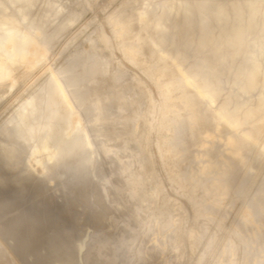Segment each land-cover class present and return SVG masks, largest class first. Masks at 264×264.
Instances as JSON below:
<instances>
[{"label":"rangeland","instance_id":"obj_1","mask_svg":"<svg viewBox=\"0 0 264 264\" xmlns=\"http://www.w3.org/2000/svg\"><path fill=\"white\" fill-rule=\"evenodd\" d=\"M239 1L211 0L209 23L201 27L199 14L189 20L188 28L194 34L185 28L177 14L170 13L166 7L170 0L22 3L30 8L27 19L37 18L53 35L48 45H44L42 38L31 32L34 42L29 44L26 59L17 57L10 67L6 65L8 76L0 82V125L24 100L36 97L38 105L47 95L45 86L54 84L55 71H74L84 63L97 68L106 63L107 72H98L97 77L107 80L119 77L118 86L129 95L128 108L142 114L135 137L128 135L129 122H117L113 126L87 122L86 128L94 136V148L87 150L77 144L74 147L76 156L93 155L83 173L66 174L62 170V158L48 161L47 155L54 151L50 143L48 150L40 153L42 165L50 173L36 181L27 197L42 184L52 199L49 205H26L24 219L27 224L35 222L34 227L42 231L58 227L59 231L50 238H62L70 245L66 264H121V252L128 246L131 254L137 249L148 253L141 255L136 264H228L230 261L242 264L239 252L222 253L229 240L236 242L237 229L238 236L249 244L251 255L264 247V38L255 43L258 32L254 27L244 39L243 44L251 47L240 71L254 67L258 76L253 79L252 90L246 92L240 88L231 102L224 101L229 78L223 77L236 60L223 61L218 66L213 59L218 51L225 58L228 48L223 32L218 41L211 38L212 33L234 26L241 32L243 28L242 22L221 21L214 19V15ZM251 1L244 0V15L264 5V0L253 5ZM158 6L164 9L154 14ZM15 9L0 0V20L4 16L17 19ZM262 21L263 18H258L256 22ZM199 39L203 43L198 44ZM215 41L219 42V49L213 46L210 50ZM259 49H263L262 55L252 62ZM197 57L205 61L202 71L207 78L191 62ZM219 77L222 79L215 86L213 81ZM244 85L243 82L239 87ZM108 89L105 85L101 91ZM48 97L58 106L59 115L67 112L70 103L62 102L59 91L53 90ZM249 103L262 109L248 115L249 121L252 118L250 122L236 119L234 113ZM89 104L90 101L87 108ZM38 117L35 113L30 119ZM72 123H80V118L73 115ZM174 123L178 129L171 126ZM105 131L116 142L104 137ZM62 132L61 128L55 129L53 137L59 139ZM114 145L113 154L103 155L99 151L101 146ZM40 148V141L26 146L27 150ZM136 154L142 160L141 165L132 163L131 158ZM131 164L132 170L150 176L159 189L151 206H143V187H136L132 194L126 188L118 199L115 197L114 186L123 183L117 172ZM32 166L34 173H38L39 168ZM110 173L114 174L111 182L103 183L101 179ZM81 174L86 176V181L78 185V193L72 194L73 178ZM252 205L261 207L260 220L243 225V220L250 219ZM67 207L71 210L70 217L64 213ZM16 209L17 205L8 210ZM44 210L48 215L52 211L57 215L37 221L36 217ZM150 218L158 229L155 232H145L142 228ZM10 221L12 216L0 222V264H23L1 233V227ZM101 231L111 234L105 244L95 239L85 241L87 236ZM132 232H137V237L131 242ZM79 248L82 249L77 253Z\"/></svg>","mask_w":264,"mask_h":264},{"label":"bare ground","instance_id":"obj_2","mask_svg":"<svg viewBox=\"0 0 264 264\" xmlns=\"http://www.w3.org/2000/svg\"><path fill=\"white\" fill-rule=\"evenodd\" d=\"M24 1L28 0H5L8 7L13 6L16 8L15 13L18 18L4 16L0 20V82L8 76L6 65L10 67L13 60L17 57L21 60L26 59L29 44L34 42L33 37L30 36L31 32L42 38L44 45H48L53 35L52 33L49 34L43 23L42 25L39 24L37 18L27 19L30 8L29 6L23 7L22 3ZM259 1L252 0L250 4H257ZM211 5V0H170L166 7L170 10V13L177 14L175 16L184 21L185 28L194 34L192 29L188 28L189 20L199 14L202 17L201 27L209 23L212 20L209 15ZM244 5V0H241L237 5L220 9L214 15V19L221 21L233 19L243 23L241 32H239L237 26H234L229 29L216 30L211 35L212 39H217L218 41L221 39L220 35L223 32L228 48L225 58L222 57L219 51L213 55L217 65L220 66L221 62H227L233 58L236 60L232 69L223 77L229 78V88L224 96L225 102H231L240 88L246 92L252 90L254 87L253 79L258 76V71L254 67H251L247 72H241L240 70L246 63L244 57L250 52L251 46L243 44L248 33L252 28L256 27L258 33L255 43H260L264 38V5L258 11H252L248 15L243 14ZM186 7L190 8L189 11H186ZM6 9L7 7H4V10ZM158 9L163 11L164 6L155 7L154 14ZM258 18H263V21L257 23ZM173 38L174 34L173 36L170 35L169 42ZM203 41L201 39L197 40L198 44L203 43ZM217 41L210 45V50L213 46L219 49V42ZM242 48L247 49L246 53H244ZM262 53L263 49H259L254 55L252 62H256V59ZM181 58L185 59V55L181 54ZM191 62L197 72L207 78L204 71H202L205 61L197 57L192 59ZM76 69L74 71L70 69L68 72L55 71L52 76L54 84L45 86L44 92L47 95L38 105L36 97L24 100L0 125V222H4L9 216H12V221L4 223L1 227V233L12 245L14 253L23 264H66L68 254L71 251L70 245L66 240L50 238L52 233L59 231L58 227L50 231H42L34 227L35 222L27 224L24 219L25 212L23 210L26 205H49L52 199L47 195L46 188L42 184L36 187L31 197H27L28 191L35 185L36 181L39 182L45 179L50 173L49 168L42 165L40 153H45L50 143L54 147V151L47 155L46 159L48 161L62 158V170L66 174L83 173L90 164L93 155L88 153L76 156L74 147L77 144L87 150L94 148V136L86 128L87 122L93 125L108 126H113L117 122H129V137H135L141 127L140 119L142 114L139 111L128 108L129 95L118 86L119 77L116 76L110 80L97 77L98 72L100 74L107 72L108 65L106 63H101L98 68L92 66L91 63H84ZM221 79L222 77L215 79L213 84L217 86ZM243 82L245 85L239 87ZM105 85L109 89L101 91V88L105 87ZM53 90L61 93L63 103H70L69 109L64 115H59L58 106L48 97ZM262 95L264 98V83ZM89 101L90 108H87L86 105ZM261 109L249 103L237 110L234 116L244 122L246 121L245 119L249 121L248 115ZM35 113H38V119L31 120L30 117ZM73 115H77L80 118V123H72ZM171 126L178 129V124L176 123ZM59 128L63 130L62 135L59 139H55L53 131ZM102 135L116 142V139L110 138L108 131H105ZM34 141H40L41 148L39 150H27L26 146ZM99 151L103 155L113 154L116 151V145L111 148L101 146ZM131 160L133 164H142L139 154L134 155ZM32 165L39 168L38 173H34ZM131 166L132 164L118 170L117 175L123 177V183L114 186L115 197L118 199L126 188L132 194L136 187H143V206H151L156 201L159 189L151 181L150 176L145 177L137 173L131 169ZM113 175V173H110L103 177L101 181L109 183ZM84 181H86L84 174L74 177L75 186L71 189V193H78V185ZM18 200L19 203L17 204ZM16 205V210L12 212L8 210ZM64 213L66 217H70V208L67 207ZM56 215L57 213L54 211L48 215L44 210L38 214L36 220L41 221ZM260 216L261 207L257 205L250 206V219L243 220V225L249 222H258ZM142 228L145 232L158 230L154 225L153 218H150ZM238 234L239 230L237 229L234 233L237 236L236 242L235 240H229L225 244L222 253L234 255L239 252L242 264H264V247L258 248L257 252L251 255L252 250L249 244L244 241L243 237H239ZM110 237V233L101 231L95 236H87L85 241L95 239L99 244H105ZM136 237L137 232H132L130 241H134ZM254 239L257 242L260 241L258 236H255ZM81 249L79 248L77 253H80ZM141 255H148V253L145 250L137 249L134 254H131V247L128 246L121 252V264H136ZM228 264H233V262L230 261Z\"/></svg>","mask_w":264,"mask_h":264}]
</instances>
